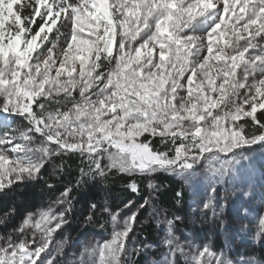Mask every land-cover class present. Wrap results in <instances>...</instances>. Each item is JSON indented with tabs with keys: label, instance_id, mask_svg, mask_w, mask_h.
Returning <instances> with one entry per match:
<instances>
[{
	"label": "snow or ice",
	"instance_id": "6c2138e0",
	"mask_svg": "<svg viewBox=\"0 0 264 264\" xmlns=\"http://www.w3.org/2000/svg\"><path fill=\"white\" fill-rule=\"evenodd\" d=\"M257 150L264 156V0H0V195L61 158L44 180L55 192L63 157L83 165L50 206L0 235V264H140L155 247L138 240L142 210L167 229L148 264H258L181 242L182 217L157 204L153 179L126 214L89 201L84 223L110 225L108 239L80 251L57 239L71 227L74 190L117 175L139 194L137 177L167 173L181 182L176 204L187 187L203 216L219 218L222 191L264 196L247 155ZM19 215L13 202L0 226Z\"/></svg>",
	"mask_w": 264,
	"mask_h": 264
},
{
	"label": "rangeland",
	"instance_id": "374dc122",
	"mask_svg": "<svg viewBox=\"0 0 264 264\" xmlns=\"http://www.w3.org/2000/svg\"><path fill=\"white\" fill-rule=\"evenodd\" d=\"M16 125H23L26 122L22 119H15ZM244 123V121H241ZM114 151V149H113ZM252 157L255 172L251 177L253 183L257 185L264 182V156H261L260 150L255 153H247ZM80 162V167L83 166L81 163V157L79 155H73ZM67 156L63 157L64 160ZM56 160L54 163L48 166V171L44 174V179H47L49 174L53 172L56 167ZM107 159L103 160V163H107ZM165 176L181 183L178 178L171 176L167 173L158 172L153 177H145L142 181L148 182V179H153L157 176ZM85 185V184H84ZM93 183V196L92 200L98 201V204H103L100 201L101 195L98 190L95 189ZM188 193L189 199L187 203V215L185 220L178 221V225L175 227V234L179 237L181 242L191 240L195 244L203 245L210 244L212 249L220 252L225 251L229 258L235 261H249L254 259L258 264H264V234H262V228L260 220L264 218V196H262L261 189L256 188V194L251 197H245L241 191H237L233 194L230 190L227 193L221 192L222 196H226V200L222 199L220 203L226 204L223 210L222 216L215 218L211 212L207 216H203L201 212L196 209V205L199 202L195 198L187 187H184ZM80 190V189H79ZM203 193L201 192V195ZM13 194L10 192L7 196L0 195V206L5 200H11ZM88 199L86 194H83L78 199L73 200V216L71 227L67 229L65 233H62L57 239L63 240L65 236L69 238V244L77 245L76 251L83 249V246L88 242L103 241L109 238L111 233L110 225H106V229H101L96 224H85L84 218L88 215ZM91 200V201H92ZM52 203L46 205H39L32 212L38 209H46ZM24 204H18L19 213L22 209H25ZM196 209V210H194ZM126 214L127 209H123ZM28 212L24 211L23 215ZM22 215V217H23ZM2 216V215H0ZM148 212L141 211L139 219L141 226L147 222H152L156 230V243L154 248L149 250L147 256L141 259L140 264H148L150 260H160L161 253L164 251L162 247V241L166 235V225L160 224L159 226L154 219H147ZM19 216L15 220H10L7 224V228L0 226V235H5L8 230L11 229L14 223H19ZM161 219H163L161 217ZM146 221V222H145ZM102 222V221H98ZM149 244V243H147Z\"/></svg>",
	"mask_w": 264,
	"mask_h": 264
},
{
	"label": "trees",
	"instance_id": "16d2710c",
	"mask_svg": "<svg viewBox=\"0 0 264 264\" xmlns=\"http://www.w3.org/2000/svg\"><path fill=\"white\" fill-rule=\"evenodd\" d=\"M63 161L65 162V168L67 171L64 174H59L58 172L59 179L53 181L57 187L55 192H50L45 188L43 179L39 182H31L26 187L17 188L14 192H11L14 196L11 200H5L2 202L0 206V215H3V211L7 210V206H10L13 202L16 203L17 207L20 203L26 206V208L22 209L20 212L19 218L22 217L25 210L33 211L39 205L52 203L55 197L59 195L63 186L69 183H74L75 179L79 176L80 162L75 158V156H67ZM61 162V160H56L57 165ZM138 181L141 185V192L139 194L132 193L130 190H125L123 187L126 182L125 179H123L121 175H117L116 177L109 179L107 184L101 182L99 179L95 181L89 180L87 184L82 185L79 188L80 190H74L73 195L75 196V199H78L83 194H86L87 197L91 198L88 199L87 203H89V201L94 198L92 190L94 183L95 189L100 192V201L103 202L104 199L107 198L110 206L115 211L117 209H122L124 203H126L129 199L138 203L143 201V197L148 194L146 187L147 182L142 181L141 179H138ZM155 183L162 186L160 192L157 193L159 199L156 202L158 205L169 210L167 212V217L171 218L173 213H175L176 215L182 217V221L185 220L189 199L186 189L183 188V191L186 194L184 199L181 200L180 204H176L175 193L177 191H181V183L161 175L155 178ZM98 201L99 200H96L97 203ZM177 225L178 221L176 222V226ZM138 240L149 244L156 243V230L152 222L149 221L141 226Z\"/></svg>",
	"mask_w": 264,
	"mask_h": 264
}]
</instances>
